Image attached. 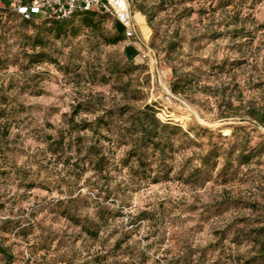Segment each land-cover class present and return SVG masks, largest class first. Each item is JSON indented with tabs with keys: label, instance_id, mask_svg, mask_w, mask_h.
I'll return each mask as SVG.
<instances>
[{
	"label": "rangeland",
	"instance_id": "374dc122",
	"mask_svg": "<svg viewBox=\"0 0 264 264\" xmlns=\"http://www.w3.org/2000/svg\"><path fill=\"white\" fill-rule=\"evenodd\" d=\"M230 1L129 0L135 37L110 45L113 18L100 15L98 32L77 18L76 37L48 43L42 63L30 49L40 24L0 12V245L13 259L0 264H264V124L252 118L264 115V0ZM173 67L198 84L174 94ZM91 93L107 107L154 105L204 149L261 155L229 184L217 179L222 156L212 180L188 185L177 175L201 150L187 148L172 180L154 184L159 167L137 169L128 146L105 141L95 174L91 134L71 126Z\"/></svg>",
	"mask_w": 264,
	"mask_h": 264
},
{
	"label": "trees",
	"instance_id": "16d2710c",
	"mask_svg": "<svg viewBox=\"0 0 264 264\" xmlns=\"http://www.w3.org/2000/svg\"><path fill=\"white\" fill-rule=\"evenodd\" d=\"M223 2V7L229 6L230 0H219ZM10 10L9 8L0 9ZM13 12V11H12ZM19 16L25 25L40 24L37 28V33L33 37L31 57L37 58L36 63L46 61V52L48 43L51 41H64L65 39L76 37L75 21L81 18L83 26L91 32H98L100 22L97 21L101 14L98 12L79 13L72 18L64 21H56L50 18L26 20L19 13L14 12ZM108 16V15H106ZM116 33L108 39L107 43L110 45H117L127 40L124 30L120 31L119 24L116 23ZM103 36V35H102ZM173 51L177 50L174 45H171ZM226 63L221 64L222 72L226 68ZM68 65V64H67ZM109 77L105 78V84L110 81ZM173 80L171 89L174 94H186L191 88L197 85L195 77H188L179 75L176 67H173ZM99 96V95H98ZM94 99L91 95L75 106L72 115L71 126L78 133L89 132L91 135L88 147V158L91 170L95 174H103L106 165L108 164V157L105 153V141L116 142L128 146L127 159L134 160L137 164V169L145 171L154 170V167L161 170H155V176L151 177L154 184H159L163 181L172 180L171 170H173L172 162L176 155L187 148L198 147L201 153H197L196 157L187 159L186 169L178 173V180L184 184H200L203 186L209 180H212L213 173L218 169L219 160L223 156L225 163L217 173V179L223 185L229 184L235 180L241 166L248 165L255 158L259 157V147L251 148L249 150H241L236 157H232V149L230 153H225L223 146H214L209 149H204L201 145L196 143L189 132L185 131L179 124L164 122L158 117V111L154 105H145L143 108H133L130 105H116L114 107H107L105 99ZM82 113L96 115L93 120L82 119L79 123L76 122V117ZM254 120L264 124V115L256 111L252 115ZM109 135L116 132L117 139H109V135L104 137L102 142L103 131ZM52 140V139H50ZM113 140V141H112ZM62 145V143H51V146ZM199 162L194 165L193 162ZM264 218V208L262 209ZM264 220V219H263ZM254 242L259 246L260 254L264 257V221L262 226L257 229ZM0 254L4 255L7 260L12 261V256L6 248L0 245Z\"/></svg>",
	"mask_w": 264,
	"mask_h": 264
},
{
	"label": "built area",
	"instance_id": "2783aa9c",
	"mask_svg": "<svg viewBox=\"0 0 264 264\" xmlns=\"http://www.w3.org/2000/svg\"><path fill=\"white\" fill-rule=\"evenodd\" d=\"M6 1L0 0V9L9 8L26 20L47 17L64 21L79 13L98 12L123 26L127 39L136 35L137 21L132 15L129 0H19L12 6H7Z\"/></svg>",
	"mask_w": 264,
	"mask_h": 264
},
{
	"label": "crops",
	"instance_id": "0c3cea01",
	"mask_svg": "<svg viewBox=\"0 0 264 264\" xmlns=\"http://www.w3.org/2000/svg\"><path fill=\"white\" fill-rule=\"evenodd\" d=\"M15 1H19V0H7L6 2H5V4L7 5V6H12L14 3H15ZM22 1H26V0H22Z\"/></svg>",
	"mask_w": 264,
	"mask_h": 264
}]
</instances>
